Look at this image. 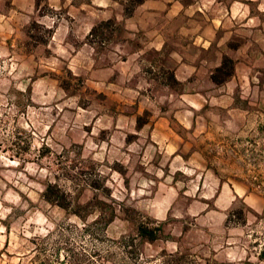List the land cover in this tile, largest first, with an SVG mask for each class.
I'll list each match as a JSON object with an SVG mask.
<instances>
[{
  "label": "rangeland",
  "instance_id": "rangeland-1",
  "mask_svg": "<svg viewBox=\"0 0 264 264\" xmlns=\"http://www.w3.org/2000/svg\"><path fill=\"white\" fill-rule=\"evenodd\" d=\"M9 2L0 0V264H264V147L250 144L247 177L217 193L214 180L188 169L177 180L162 177L134 143L150 138L159 107L181 106L127 90L119 96L106 82L127 36L120 17L139 0H71L74 31L64 38L54 34L59 14L51 16L61 10L47 0L32 12ZM80 2L93 25L85 35ZM178 2L177 26H188L186 16L190 26L200 19L248 32L231 35L229 47L250 41L242 90L250 108L263 106L264 60L256 57L264 55V0ZM48 184L57 201L44 198Z\"/></svg>",
  "mask_w": 264,
  "mask_h": 264
},
{
  "label": "crops",
  "instance_id": "crops-1",
  "mask_svg": "<svg viewBox=\"0 0 264 264\" xmlns=\"http://www.w3.org/2000/svg\"><path fill=\"white\" fill-rule=\"evenodd\" d=\"M9 3L14 10L38 11L36 0H10ZM177 3L178 0H143L131 15L120 17L127 36L119 41L114 60L108 65L106 82L113 85L119 96L127 90L135 98L176 99L181 103L179 107L169 103L159 107V116L148 127L150 138L134 141L144 147V156H150L148 165H157L155 171L174 180L188 169L192 174L187 175L193 178L214 180L220 188L217 193L224 192L225 188L232 192L231 180L247 177L250 144L264 147V95L260 100L263 106L250 108L249 94L242 90L243 80L249 79L252 73L249 60L254 55L249 49L250 41L244 40L234 51L229 47L231 35L242 37L248 32L221 28L218 24L204 25L200 19L198 25L190 26L192 18L186 16L182 22L188 20V26H177L175 23L183 14L182 6L178 7ZM47 5L62 13L51 14H59L54 34L63 38L72 34L74 29L69 17L78 6L71 0H47ZM79 7L85 14L84 18L81 16L79 33L85 35L93 27L85 23L89 5L80 2ZM197 10L201 11L199 7ZM101 19L105 17H96L98 21ZM134 38L137 43L131 46ZM256 39L251 41L259 40ZM223 55L234 59V70L227 80L217 84L211 75L221 65ZM86 58L89 60L85 65L87 61L92 62L90 57ZM256 58L264 60V55ZM96 59L97 66H102L101 55ZM210 98L217 105H209ZM223 100H227L226 105L221 104ZM250 112L257 116V122L251 125ZM145 126L146 123L142 125Z\"/></svg>",
  "mask_w": 264,
  "mask_h": 264
},
{
  "label": "trees",
  "instance_id": "trees-1",
  "mask_svg": "<svg viewBox=\"0 0 264 264\" xmlns=\"http://www.w3.org/2000/svg\"><path fill=\"white\" fill-rule=\"evenodd\" d=\"M141 1L142 0H139V2H141ZM130 12L131 11H128L127 13H130ZM233 70H234L233 60L228 56H224L222 59L221 65L214 70V72L211 75V78L215 83L220 84V83L224 82L232 74ZM56 191L58 193V190H56L55 185H49L48 184L46 186V189L44 192V198L48 202L57 201L53 198L54 196H52V195H54L53 193H55ZM141 232L148 239H154V237H155V234L153 233V230H151V229L141 228Z\"/></svg>",
  "mask_w": 264,
  "mask_h": 264
},
{
  "label": "clouds",
  "instance_id": "clouds-1",
  "mask_svg": "<svg viewBox=\"0 0 264 264\" xmlns=\"http://www.w3.org/2000/svg\"><path fill=\"white\" fill-rule=\"evenodd\" d=\"M94 3H99L102 4L103 6L107 7V2L106 0H93Z\"/></svg>",
  "mask_w": 264,
  "mask_h": 264
}]
</instances>
